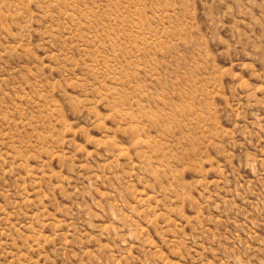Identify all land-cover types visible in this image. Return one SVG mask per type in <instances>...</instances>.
I'll use <instances>...</instances> for the list:
<instances>
[{"label":"rangeland","instance_id":"rangeland-1","mask_svg":"<svg viewBox=\"0 0 264 264\" xmlns=\"http://www.w3.org/2000/svg\"><path fill=\"white\" fill-rule=\"evenodd\" d=\"M0 264H264V0H0Z\"/></svg>","mask_w":264,"mask_h":264}]
</instances>
